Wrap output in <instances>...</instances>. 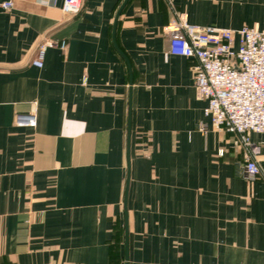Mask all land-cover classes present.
<instances>
[{
    "label": "crops",
    "instance_id": "1",
    "mask_svg": "<svg viewBox=\"0 0 264 264\" xmlns=\"http://www.w3.org/2000/svg\"><path fill=\"white\" fill-rule=\"evenodd\" d=\"M2 1L0 264L125 263L129 92V264H264V136L250 133L263 149L247 179L232 135L203 114L197 61L170 54L164 31L180 16L262 29L264 0H127L114 42L123 0H83L77 14ZM32 111L35 126L14 124Z\"/></svg>",
    "mask_w": 264,
    "mask_h": 264
},
{
    "label": "built area",
    "instance_id": "2",
    "mask_svg": "<svg viewBox=\"0 0 264 264\" xmlns=\"http://www.w3.org/2000/svg\"><path fill=\"white\" fill-rule=\"evenodd\" d=\"M60 1L64 14H77L83 0ZM12 7L11 0L1 2L3 10ZM164 31L169 34L170 54L197 61L194 80L199 97L206 101L203 114L209 118L213 131L232 135L233 145L243 153L244 176L255 179L260 174L258 161L263 148L261 142L250 138V133L264 136V28L198 26L180 16ZM46 45L56 44L47 42L41 46L33 60L36 66L43 63ZM58 46L65 49V42ZM13 122L33 127L36 114L16 113ZM198 129L206 131L207 126L199 122Z\"/></svg>",
    "mask_w": 264,
    "mask_h": 264
},
{
    "label": "water",
    "instance_id": "3",
    "mask_svg": "<svg viewBox=\"0 0 264 264\" xmlns=\"http://www.w3.org/2000/svg\"><path fill=\"white\" fill-rule=\"evenodd\" d=\"M127 0H123L121 3L120 7L118 8L115 18H114V23H113V42H114V31H115V25L117 22V17L125 5ZM118 52L123 56V58L126 61L127 68L130 72V65L126 57L118 50ZM130 83H131V77H130ZM131 96L129 92V100H128V115H127V134H126V161H127V172H126V180H125V190H124V197H123V212H124V257H125V263L124 264H129V258H128V228H127V209H126V199H127V190H128V183H129V171H130V161H129V146H130V128H131Z\"/></svg>",
    "mask_w": 264,
    "mask_h": 264
}]
</instances>
